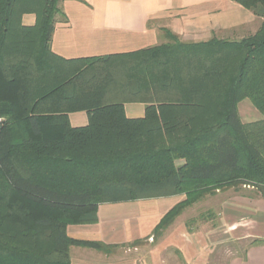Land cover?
Listing matches in <instances>:
<instances>
[{"label":"trees","instance_id":"16d2710c","mask_svg":"<svg viewBox=\"0 0 264 264\" xmlns=\"http://www.w3.org/2000/svg\"><path fill=\"white\" fill-rule=\"evenodd\" d=\"M63 1L0 0V264L109 253L67 232L97 224L103 204L183 196L156 237L207 195L246 186L264 199V0H237L261 19L241 40L166 32L159 46L77 59L51 47ZM245 100L262 119L242 121ZM128 103L144 116L127 117ZM77 112L86 126L71 125Z\"/></svg>","mask_w":264,"mask_h":264},{"label":"crops","instance_id":"0c3cea01","mask_svg":"<svg viewBox=\"0 0 264 264\" xmlns=\"http://www.w3.org/2000/svg\"><path fill=\"white\" fill-rule=\"evenodd\" d=\"M61 6L67 21L58 18L51 47L55 54L66 59L126 54L159 46L169 42L166 32L177 35L184 43L207 42L214 37L241 40L256 33L261 25V19L237 0H65ZM23 23L33 25L35 16L25 15ZM244 103L246 101L239 104L243 122L262 119L255 107ZM242 104L246 108L241 109ZM125 112L129 118L143 117L145 105L128 103ZM69 119L73 127L86 126L89 121L85 112L72 113ZM179 197L162 198L169 202L162 199L142 201L143 204L138 205L141 207L138 216L129 208L117 211L113 209L115 205H101L97 224L71 225L68 235L118 247L107 254L73 247L71 264H149L147 251H124V244L148 236L147 233H129L128 225L137 218L139 224L145 222L148 227V213L151 212L149 228L153 231L162 217L184 199ZM188 237L190 244L173 248L181 252L186 264H210L217 249L234 244L244 246L235 250L227 264H264V243L253 245L256 240L264 241V199L258 195L226 194L221 199L216 226L199 235L188 234ZM164 250L156 247L150 255L154 257Z\"/></svg>","mask_w":264,"mask_h":264},{"label":"rangeland","instance_id":"374dc122","mask_svg":"<svg viewBox=\"0 0 264 264\" xmlns=\"http://www.w3.org/2000/svg\"><path fill=\"white\" fill-rule=\"evenodd\" d=\"M245 101L246 103L244 104H249V106H253V105H250L252 103L249 100H245ZM245 101H242V102H245ZM240 108L244 109L246 108V106L245 105L243 106L242 104ZM246 112L249 113L250 110L248 109V111L246 110ZM239 189L240 190L237 191L234 188H230L224 191H220L221 193L217 192L214 195H207L202 200H200L198 203L186 209L184 213L176 219L173 225H171L168 229L162 232L161 235L156 236V237L152 235L153 231H151V228H149V225L152 222L150 217L153 216V213L151 212L148 213V216H149L148 218L149 221L147 223L148 227H146L145 222L142 224H139L140 220L136 218L137 219V223H136L135 222L136 219L133 218L134 222L132 224L130 222L128 225L127 230L129 231V233H133V235L147 233L148 236L145 235L146 236L145 238L137 239L128 244H124L123 247L126 248L124 251L128 249H131V252H134V253H137V250L147 251L148 253L147 258H148L149 264H151V262L152 263L160 262L161 264H186L184 260V256L181 254V252L178 250L175 251L173 248L177 247L178 245L187 246L188 244H190L189 241H187V239L189 238L188 234H190L191 236L193 234L199 235L201 232H204L206 229L213 227V225L217 223L221 199L226 194L237 193V194L246 195V196H255L257 194V191H255L253 188H250V187L245 186ZM223 193H226V194H224V196L216 197L217 195L223 194ZM181 197L183 198V196ZM181 197L179 198L181 199ZM162 200L169 202V199H162ZM143 202L142 201L125 202V203L108 204V205H115V207L114 208L112 207V208L117 211L124 210V208H129V210L133 211L132 212L133 214L138 216L140 213L138 211H140V208H141L138 205L143 204ZM103 205H107V204H103ZM129 206H132V207H129ZM141 227L142 229L140 230ZM243 246L244 244H234L232 246L217 249L211 256L210 264H227L230 258L234 256L233 254L235 250L239 248H243ZM156 247L158 248L161 247V248H164L165 250L162 253L157 252L158 254L155 253L157 255H154V257H151L150 253Z\"/></svg>","mask_w":264,"mask_h":264}]
</instances>
